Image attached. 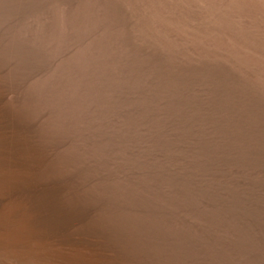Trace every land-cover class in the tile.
<instances>
[{"label":"bare ground","instance_id":"bare-ground-1","mask_svg":"<svg viewBox=\"0 0 264 264\" xmlns=\"http://www.w3.org/2000/svg\"><path fill=\"white\" fill-rule=\"evenodd\" d=\"M0 264H264V0H0Z\"/></svg>","mask_w":264,"mask_h":264},{"label":"rangeland","instance_id":"rangeland-1","mask_svg":"<svg viewBox=\"0 0 264 264\" xmlns=\"http://www.w3.org/2000/svg\"><path fill=\"white\" fill-rule=\"evenodd\" d=\"M128 71L130 72V71H132V69H128ZM152 78H155V76H154V75L150 76L148 79L145 80V83H144V84H145L146 86H148V85H149L148 82H149V80L152 79ZM136 83H137V82H135L134 80H132L130 86H135Z\"/></svg>","mask_w":264,"mask_h":264}]
</instances>
